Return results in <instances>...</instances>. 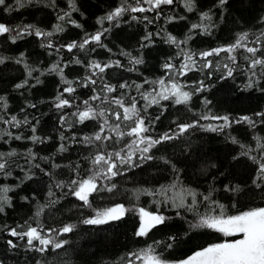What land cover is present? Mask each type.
<instances>
[{"label": "trees", "instance_id": "trees-1", "mask_svg": "<svg viewBox=\"0 0 264 264\" xmlns=\"http://www.w3.org/2000/svg\"><path fill=\"white\" fill-rule=\"evenodd\" d=\"M135 4L136 0H31V3L20 7L15 0H6V5L14 10L6 11L0 6V23L12 27L34 25L42 31L53 33L47 38L26 35L15 43L7 36H0V57L5 58V62L0 64V96L5 97L7 102L6 109L0 107V153L4 154L3 160L8 162L7 174L0 173V189H9L3 195L8 196L11 204L0 214V264H37V261H47V264H129L130 254L148 245H153L163 259L175 263L202 247L226 239L209 229L190 230L188 222L198 217L184 208L173 207L170 202L176 199L179 203L182 195L186 202L190 201L191 197L183 189H195L204 194L215 189L211 198L223 204L229 215L264 207V180H257L260 187L253 184L258 164L250 159L254 156L260 160L264 156V147H260L264 145V117L256 115L264 112L262 70L257 67L256 75H252L248 69L250 61L245 59L249 54L243 48L234 53L237 58L235 63L227 59V53L221 52L208 57L212 66L203 69L200 65L205 61L194 57L197 67L185 75H178L174 70L164 67L166 63H171L178 68L185 62L186 54L229 46L243 32L249 33L246 41L249 46L261 49L257 57L264 56V43H252L264 32V23L260 22L264 17V0H227L224 5H220L219 0H192L191 11L186 6L187 0H173V4L161 5L153 11H126L116 20L98 23L116 8ZM141 6L145 9L151 7L143 4L142 0ZM205 12L211 19H202ZM60 16H64V19L60 20ZM133 16L137 19H132ZM58 24L63 31H56L55 26ZM193 24L201 27L193 29ZM103 29L108 30L101 36L103 47L95 42H90L82 50L75 48L71 52L63 47L73 42L82 43L85 38ZM149 33L152 34L150 39H145ZM169 35L175 37L178 43L167 42ZM48 42L52 43V48L42 46ZM127 53L143 62L139 65L130 63ZM21 54L23 61L17 63ZM77 60L80 63H76ZM93 61L101 65L119 61L123 67L113 66L99 73L98 70H90L89 65ZM57 63L63 68V77L72 81L71 86L76 89L74 93H64L62 97L70 100L72 107H55L58 102L56 97L68 86L62 82L59 70L50 71ZM25 64L35 69L31 76ZM225 64L233 69L232 76H227ZM92 71H97V76L92 77L97 79V84L82 86L84 78L91 76ZM173 77L184 86L183 90L194 93L192 99L187 105L160 100L158 104L149 106L142 115L146 118L160 117L149 134L157 137L170 129L175 131L178 123L198 121L197 127L189 129L179 139L154 147L149 155L155 159L141 161V167L127 169L123 175L116 176L110 182L102 181L104 184H115L116 188L112 192L94 193L89 198L91 208L83 207L82 202L68 192L67 187L61 189L55 186L60 181L67 185L72 179L89 175L92 167L90 158L98 150V146L86 145L81 138L97 132L99 122L89 120L78 123L76 117L71 116L72 112L77 108L82 110L86 100L97 111L113 109L111 103L90 99L101 93L105 83L117 86L115 92L103 93L109 101L113 97H122L128 103L135 96L137 107L142 108L148 101L142 98L141 93H152L159 100L156 93L160 91V86L153 81L164 79L168 83ZM249 78L253 81L251 87L247 86ZM25 81L24 87H15ZM201 81L204 89L197 92ZM124 82L130 87L120 89L119 84ZM137 84L142 85L139 91L135 87ZM205 100L210 103L205 105ZM30 104L35 107H30ZM205 114L227 115L232 122L219 130L224 122L200 119ZM12 116L20 121L27 118L31 123L20 127L4 123ZM61 116L71 123L70 128L61 126ZM244 116L251 117L256 123L235 122ZM33 125L36 127L35 135L43 138V142L33 143L29 139L33 135ZM209 125L218 130H207ZM9 132L11 136L5 135ZM61 134L68 139L61 141ZM17 135L23 138L17 140L14 138ZM73 135L75 140L72 139ZM133 139L126 136L118 143L108 141L105 148L108 151L119 150ZM233 139L237 143H233ZM62 143L67 150L60 152L58 149ZM29 149L35 154V159L28 155ZM131 150L135 151L137 157L140 155L135 146ZM13 151L16 155L9 157L7 153ZM243 152L248 155H243ZM165 159L175 164L179 173L174 172L171 164L164 162ZM45 171L50 175H45ZM28 175L32 178L28 179ZM173 183L176 184L175 188L159 193L160 189ZM225 185H239L241 191H225ZM50 186L55 193L51 198L56 201L54 205H50L48 196ZM145 190L158 194H145ZM116 204L143 207L148 212L170 219L157 225L146 237L135 235L140 219L133 212L105 225L82 223L84 218L93 215L94 209L103 210ZM41 205L49 206L36 217L35 213ZM199 211L204 213L207 209L200 204ZM37 220L45 231L59 229L66 224L76 227L69 234L53 233L51 239L67 240L68 243L55 251L49 248L41 255L29 249L27 238L22 240L8 235L11 228L24 231L28 225L36 227ZM169 237L176 239L173 241ZM10 239L18 245L16 248L9 247L7 241ZM156 241L161 243L155 245ZM166 244H172V247L167 248Z\"/></svg>", "mask_w": 264, "mask_h": 264}, {"label": "snow or ice", "instance_id": "snow-or-ice-1", "mask_svg": "<svg viewBox=\"0 0 264 264\" xmlns=\"http://www.w3.org/2000/svg\"><path fill=\"white\" fill-rule=\"evenodd\" d=\"M16 5L23 7L25 3H31V0H15ZM126 2V0H125ZM143 4L151 5L150 8L145 9L141 6V0H136V4L129 5L128 7H118L114 12L109 13L106 17L98 20V23H103V20H108L109 22L116 20L126 11H131L133 13L140 12L143 13L145 11H153L155 9L160 8L161 5H171L173 4V0H142ZM227 3V0H219L220 5H224ZM0 6L4 7L6 11H12L14 9L10 8L6 5V0H0ZM186 6L188 10H192V0H187ZM159 15V13H157ZM60 20L64 19V16L59 17ZM132 19H137V17L133 16ZM144 19L147 20V17ZM202 19H211L207 12L202 14ZM261 23H264V17L261 18ZM151 23V21H149ZM201 27V25L193 24L192 28L196 29ZM56 31H63V28L58 24L55 26ZM108 31L107 29H103L102 32H97L96 34L87 37L83 40L82 43L77 44L76 42L67 44L66 47L69 52H71L75 48L84 49L86 45L90 42H95L100 44L101 47L104 45L101 42V36L103 32ZM205 31H207L205 29ZM35 35L38 38H47L53 35L52 32H45L36 28L34 25H17V26H8L5 23H0V36H7L12 43H15L18 39L23 38L26 35ZM151 33L148 34L145 39H150ZM249 39V33L243 32L238 34L237 40L235 43L226 46L220 47L216 49H212L209 51H204L200 53H190L186 54L185 62L182 63L178 68L171 64L166 63L164 67L169 70H174L178 75H185L188 71L195 70L197 67L196 60L194 57L198 56L200 59L204 60L205 63L200 65V68H208L212 66V62L207 58L213 55H219L221 52L227 53V59L236 62V56L234 53L243 48L249 56L245 57V59L249 60L248 69L252 72V75H256L255 69L259 67L261 71V75L264 76V56L257 57V52L261 51L259 47L249 46L246 41ZM167 42L178 43L176 38L169 35L167 37ZM182 43V42H181ZM253 44L264 43V32H261L260 35L256 37L255 41H252ZM46 46L52 48L53 45L51 42H48ZM59 51V49H57ZM130 57V63L139 65L143 61L140 58L131 57L130 53H127ZM23 61V55L16 60L17 63H21ZM5 62L4 57H0V64ZM76 63H80L79 60ZM123 67V65L116 61L115 64H104L101 65L98 62H91L89 65L90 70L95 69L98 70L99 73H104L106 69L110 67ZM227 69V76H232L233 69L229 67L227 64L224 65ZM25 68L28 71V75L31 76L32 69L29 65L25 64ZM61 76L62 82L67 87L64 88L63 92L60 93L56 97L58 101L55 104L57 109H63L65 107H72V102L68 99H63L64 93L72 94L76 91L74 87H72V81H69L63 77V68L60 67L59 63L53 65L50 71H57ZM132 69H129L131 71ZM97 76V71H92L91 76H87L84 78V82L82 86L87 87L89 84L96 85L97 79H93L92 77ZM39 83V80H37ZM27 81L24 83L17 84L16 88H22L25 86ZM79 83V82H77ZM135 83V82H133ZM147 83V81H145ZM154 84H158L160 86V91L156 93V96L159 97V100L156 99L155 96H152V93L144 92L141 93L142 98L145 101H148V104L144 105L142 108L137 107V99L135 96L130 98V102L126 103L122 97H113L110 101L107 96L103 95L104 92L113 93L117 90V86L110 84H103L101 93L93 95L90 99L92 101L101 100L102 102L111 103L114 107L110 110H100L97 111L96 108L93 107L92 104L89 103L88 100L84 101L85 107L81 110L77 108L76 111L71 113V116L76 117V122L83 124L85 121L89 120H97L99 122V129L97 132L92 134L91 136H84L81 138L82 142L86 145H94L98 146V150L95 154L90 158V163L92 167L89 169L90 174L81 179H72L69 184L65 185L63 181L57 182L56 187L63 189L64 187L68 188V192H70L73 196L76 197L77 200L82 202L83 207L91 208L92 202L89 199L94 193H99L102 191L112 192L116 185L112 183L104 184L102 181H111L118 175H123L127 169H131L133 167H141L142 162H147L149 160L155 159L154 156L149 155L151 150L166 141H172L175 139H179L183 136L184 133L188 132L189 129L198 126V121L191 123H178L176 125V130H169L168 132L163 133L157 137H153L149 133L154 128L155 121L159 120V116H155L154 118H146L145 115H142V112L146 113L147 108L152 104H158L160 100H172L175 105H187L191 99L193 92L183 90L184 86L181 85L174 77L166 83L164 79H160L158 81H153ZM253 81L249 78L248 87H251ZM120 89H127L130 85L127 82L121 83L118 86ZM137 91L142 87V85H135ZM204 89L203 82H200V86L196 89L197 92L202 91ZM264 90V89H262ZM95 91V89H94ZM151 97V99H150ZM205 105L210 103V101L205 100ZM30 107H35L34 104H30ZM0 107L7 108L6 98L0 96ZM119 109V110H115ZM106 112L108 115L106 116ZM257 116L264 117V112L256 113ZM147 119V122H146ZM200 119H213L217 121H223L224 123L219 126V130H223L224 127H228L232 121H230L227 115L224 116H209L205 114L200 117ZM61 126L71 127V123H69L64 116L60 118ZM114 121V122H110ZM247 121L250 125H254L256 122L251 119V117L244 116L240 117L239 120L235 121L236 123ZM6 124H12L13 127H20L22 124L28 125L31 122L24 118L23 121L17 119L16 116H12L10 120L4 121ZM38 123V121H37ZM107 129V130H106ZM207 130L217 131L216 127L208 126ZM31 132L33 135L29 137V139L35 142H43V138L35 135L36 127L33 125L31 127ZM5 135L11 136L12 133H5ZM134 137L130 143H128L125 147H121L119 150L108 151L105 148V144L108 141L119 142L124 139V137ZM19 140L23 137L17 135L14 137ZM68 139L63 134L60 136V140L64 141ZM73 140L76 139L75 135L72 137ZM233 143H237L235 139H233ZM135 146V150L140 152V155L137 157L135 155V151L131 150ZM243 147V145H242ZM260 147H264V145H260ZM126 148L129 149L126 151ZM65 145L62 143L58 149V151L63 152L66 151ZM243 155H248L247 152H243ZM9 157L15 156V151L7 153ZM28 155L35 159V154L32 153L31 149L28 151ZM4 154L0 153V173L7 174V161L3 160ZM236 157H234L235 159ZM254 163L258 164V173L256 178L253 180V184L257 187H260V184L257 183V180H264V156L261 157L260 160H257L256 157H250ZM164 162L166 164H171V161L165 159ZM104 166V167H101ZM172 170L174 172L179 173V169L176 168L175 164H171ZM39 167V165H36ZM79 165H77V168ZM215 167V165H212ZM42 171H44L42 169ZM45 175H50L47 171H45ZM28 179H31V175H28ZM176 184L173 183L169 186L163 187L159 190V193H166L169 188H175ZM215 189H211L209 193H198L195 189H183L184 193L187 196H190V201L185 200L184 196L179 197V203H177L176 199H172L170 202L173 207L184 208L187 211L193 212L198 219L195 221H189L190 230H199V229H209L215 233L221 234L225 238H233V239H224L222 242L211 243L206 247H202L199 250L193 252L192 255L188 256L185 259L176 261L175 264H264V207H254L246 211L238 212L237 214L229 215L227 210L223 204L213 200L211 198V193ZM225 191L231 192H239L241 191L239 185L229 187L225 185ZM9 191L8 188L0 189V214L5 212L6 206H11L10 199L7 195H3V193H7ZM145 194L156 195L157 192H148L145 190ZM50 205H54L56 203L55 200L51 198L55 196V193L51 190V186L48 192ZM198 197H202V199H198ZM27 199V198H25ZM200 204H203L207 209L206 212L201 213L199 211ZM49 205H41L40 208L36 211L35 216L39 217L43 212L44 208ZM133 212L137 214L140 219V224L138 230L135 232L137 237H146L149 232L155 228L159 224H163L166 219H170L163 215L157 213H151L146 211L143 207H137L133 205L132 207H126L124 204H116L114 206L106 207L103 210L94 209L93 215L90 217H86L82 220L84 225H105L110 222H115L121 220L127 213ZM179 214V213H178ZM20 227V226H18ZM76 226L74 224H66L63 227L56 229L50 228L45 231V229L40 226L39 221L37 220V226L33 227L32 225H28L26 230L18 231L16 228H11L8 231V235L13 238L24 239L27 238L26 243L29 246L30 250H34L41 255L51 248L53 251L61 249L68 243L67 240L63 241H54L50 237L53 233L57 235H65L71 233ZM43 233V235H42ZM170 240H175V237H169ZM161 242H154L155 245H159ZM7 244L11 248H16L18 245L13 242V240H8ZM39 245V246H37ZM167 248H171L172 244H166ZM135 257L136 260L140 261L141 264H173V262L165 260L162 258V254H157L156 249L153 245H148L144 249H140L139 251L133 252L129 256V264H135L131 258ZM37 264H47V261L41 262L37 261Z\"/></svg>", "mask_w": 264, "mask_h": 264}, {"label": "rangeland", "instance_id": "rangeland-1", "mask_svg": "<svg viewBox=\"0 0 264 264\" xmlns=\"http://www.w3.org/2000/svg\"><path fill=\"white\" fill-rule=\"evenodd\" d=\"M226 239H233V238H226ZM133 261H135V264H141L140 261L136 260L135 257L131 258ZM174 264V263H173Z\"/></svg>", "mask_w": 264, "mask_h": 264}]
</instances>
